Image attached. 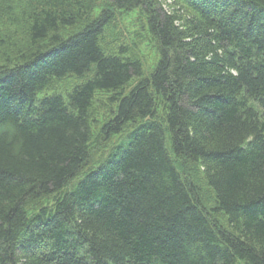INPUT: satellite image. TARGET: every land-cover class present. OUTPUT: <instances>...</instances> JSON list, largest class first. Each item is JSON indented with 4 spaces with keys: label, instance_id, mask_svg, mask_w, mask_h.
Listing matches in <instances>:
<instances>
[{
    "label": "trees",
    "instance_id": "1",
    "mask_svg": "<svg viewBox=\"0 0 264 264\" xmlns=\"http://www.w3.org/2000/svg\"><path fill=\"white\" fill-rule=\"evenodd\" d=\"M0 264H264V0H0Z\"/></svg>",
    "mask_w": 264,
    "mask_h": 264
},
{
    "label": "rangeland",
    "instance_id": "2",
    "mask_svg": "<svg viewBox=\"0 0 264 264\" xmlns=\"http://www.w3.org/2000/svg\"><path fill=\"white\" fill-rule=\"evenodd\" d=\"M145 53L147 54V56L149 58V62L151 63L152 62V59H153V54L149 52V49H146L145 50ZM63 88L65 89L66 88V85H64Z\"/></svg>",
    "mask_w": 264,
    "mask_h": 264
}]
</instances>
